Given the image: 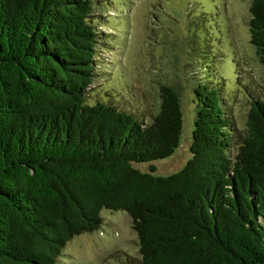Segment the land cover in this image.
Masks as SVG:
<instances>
[{"label":"trees","instance_id":"obj_1","mask_svg":"<svg viewBox=\"0 0 264 264\" xmlns=\"http://www.w3.org/2000/svg\"><path fill=\"white\" fill-rule=\"evenodd\" d=\"M96 1L0 0V264H60L67 242L103 227V210L131 218L132 264H264V93L247 94L240 128L198 60L190 157L158 174L180 143L181 86L159 82L146 118L89 100ZM249 13L264 76V0Z\"/></svg>","mask_w":264,"mask_h":264},{"label":"rangeland","instance_id":"obj_2","mask_svg":"<svg viewBox=\"0 0 264 264\" xmlns=\"http://www.w3.org/2000/svg\"><path fill=\"white\" fill-rule=\"evenodd\" d=\"M94 5L91 19L100 33L96 51L101 74L87 89L89 100L103 98L146 118L157 105L159 82L181 86L180 143L171 156L155 162L158 174L179 170L190 157L195 113L191 80L199 76L192 71L198 60L211 62L236 125H245L247 94L264 93V76L249 42V0H98ZM101 216L102 228L65 244L60 264L136 260L138 239L128 214L103 210Z\"/></svg>","mask_w":264,"mask_h":264}]
</instances>
